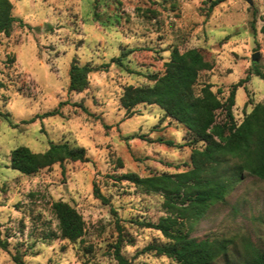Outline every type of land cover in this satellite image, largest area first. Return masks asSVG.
I'll list each match as a JSON object with an SVG mask.
<instances>
[{
  "label": "rangeland",
  "instance_id": "rangeland-1",
  "mask_svg": "<svg viewBox=\"0 0 264 264\" xmlns=\"http://www.w3.org/2000/svg\"><path fill=\"white\" fill-rule=\"evenodd\" d=\"M10 1L18 22L0 43V238L7 243L0 264H16L15 256L25 264H119L114 251L120 233L130 264H173L143 253L168 240L140 224L176 215L167 213L163 195L120 178L191 170L192 151L203 145L190 144L185 127L158 106L140 105L129 116L121 95L129 85L154 86L174 48L201 49L212 67L200 73L197 94L212 85L224 101L250 75L233 108L242 122L264 101V81L254 75L264 73V0H226L209 14L213 0ZM74 60L98 69L83 92H69ZM218 114L220 121L224 114ZM51 143L83 147L87 161L30 176L11 168L14 149L42 153ZM59 201L83 217L85 234L76 242L53 237L59 222L52 206ZM176 227L198 240L230 241L215 264H240L247 243L264 250V181L245 173L224 202L199 221L179 219Z\"/></svg>",
  "mask_w": 264,
  "mask_h": 264
},
{
  "label": "trees",
  "instance_id": "trees-1",
  "mask_svg": "<svg viewBox=\"0 0 264 264\" xmlns=\"http://www.w3.org/2000/svg\"><path fill=\"white\" fill-rule=\"evenodd\" d=\"M226 0L210 2L207 14ZM18 19L13 15L10 0H0V43L2 36H9ZM255 29V27H253ZM264 34V26L261 28ZM115 58L113 62H120ZM201 49H191L182 53L174 48L165 64L163 76L155 78L154 86H133L124 88L120 98L121 107L131 116L140 105H155L166 119L177 122L187 130L190 144L202 143L203 148H194L191 154L192 169L176 173L141 177L136 173H127L120 180H126L147 193L163 195L167 213L176 217H163L157 223H141L143 227L159 231L166 243H153L143 250L157 256H165L173 264H215L226 256L230 241L198 240L191 237V231L183 232L176 227L178 220L199 221L215 204L224 202L233 186L243 179L245 173L264 181V101L256 104L250 113L245 114L242 122L235 119L233 108L236 105L237 92L245 80L232 86L226 100L214 92L212 85H205L196 93L200 73L211 69ZM98 70L90 65H80L74 60L69 72V92H83L89 87V75ZM255 76L264 81V73L256 70ZM86 110V108H84ZM87 111V110H86ZM224 114L218 120V113ZM57 110L45 116L57 115ZM161 144L176 146L174 141L158 139ZM182 147V146H177ZM66 161L86 162L87 152L83 147H71L68 143H51L49 149L35 153L21 146L10 154L13 170L23 175H34L55 164ZM230 173V175H228ZM94 193L98 199L106 202L99 189ZM59 224V236L72 242L85 234V222L82 215L68 203L59 201L52 206ZM123 235L115 246L114 255L119 264H130L122 254ZM0 248L7 249V243L0 238ZM16 264H25L21 257L15 256ZM240 264H264V250L247 243L244 259Z\"/></svg>",
  "mask_w": 264,
  "mask_h": 264
},
{
  "label": "water",
  "instance_id": "water-1",
  "mask_svg": "<svg viewBox=\"0 0 264 264\" xmlns=\"http://www.w3.org/2000/svg\"><path fill=\"white\" fill-rule=\"evenodd\" d=\"M244 1H246V2H248L250 5H252V0H244ZM258 59H259V54H255V55L252 57V60H253L254 62L258 61Z\"/></svg>",
  "mask_w": 264,
  "mask_h": 264
},
{
  "label": "crops",
  "instance_id": "crops-1",
  "mask_svg": "<svg viewBox=\"0 0 264 264\" xmlns=\"http://www.w3.org/2000/svg\"><path fill=\"white\" fill-rule=\"evenodd\" d=\"M251 111H252V110H251ZM251 111H250V112H251Z\"/></svg>",
  "mask_w": 264,
  "mask_h": 264
}]
</instances>
